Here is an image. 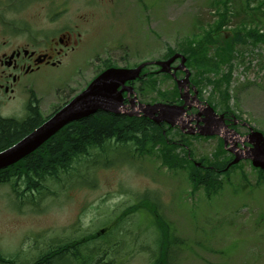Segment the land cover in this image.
Instances as JSON below:
<instances>
[{"label": "rangeland", "instance_id": "obj_1", "mask_svg": "<svg viewBox=\"0 0 264 264\" xmlns=\"http://www.w3.org/2000/svg\"><path fill=\"white\" fill-rule=\"evenodd\" d=\"M259 3L232 0L230 19L220 35H230L241 21L257 24L264 31V4L258 6ZM89 17L91 35L100 40L98 64H82V72L65 81L57 73L45 77L41 85L63 87H42L45 113L84 88L106 60L126 67L167 59L169 48L177 52L193 33L202 35L208 29L217 18V7L216 0H109L95 7ZM228 69L224 64L222 70ZM191 73L192 77L198 75L194 68ZM198 76L195 81L201 84L204 101L236 115L242 121L240 131L247 130L243 122H248L264 132V42L239 46L234 53L230 109L221 101L216 85L202 84ZM215 76L210 74L211 78ZM173 87L170 78L159 74L156 90L147 87L140 98L153 102L158 91L169 95ZM11 116L21 118L23 112L17 109ZM174 135L172 131L170 136ZM188 141L196 161L212 157L219 143L217 139ZM105 149L107 152L102 154L100 148L93 150V154L99 152L97 164L83 158L69 174L62 175L61 184L50 180L45 188L30 192L23 200L15 198L10 185L0 186L1 256L13 264H29L50 243L95 231L107 232L119 225L118 238L110 234L115 243L113 251L109 248L117 264H153L154 251L161 244L159 235L149 233L148 226L153 222L150 209L126 211L146 195L158 203L171 222L167 241L172 239L173 243L167 247L171 245L168 257L173 264H264V182L256 184L258 173L247 161L231 170L219 194L208 198L203 188L191 192L189 167L171 171L160 158L137 154L132 143L112 141ZM177 152L184 155L181 149ZM242 173H246L252 186L246 184ZM127 244L131 245L130 253ZM74 261L55 258L52 264L78 263Z\"/></svg>", "mask_w": 264, "mask_h": 264}, {"label": "trees", "instance_id": "obj_2", "mask_svg": "<svg viewBox=\"0 0 264 264\" xmlns=\"http://www.w3.org/2000/svg\"><path fill=\"white\" fill-rule=\"evenodd\" d=\"M231 1L216 0V20L203 31L202 35L193 33L192 38L187 39L182 48L177 51L187 56V65L196 69L200 83L216 85L224 99L222 102L227 107H229L231 97L229 83L232 77L234 53L239 46L264 42V31L260 30V26L251 25L246 21L237 24L230 35L226 37L220 35L230 19L229 4ZM258 1L260 2L259 6L264 4V0ZM220 4H222V8L219 7ZM175 52L174 49L169 48L166 56L169 57ZM224 64L229 66L226 72L222 70ZM111 65L112 63H107L106 67ZM136 65L138 63L132 66ZM210 74H215L216 78H211ZM144 77L147 78L144 79ZM156 78L151 73L143 75L139 86L141 95H144L147 87L152 91L156 90ZM223 84L225 86L221 89ZM146 85L147 87H145ZM157 97L159 99L154 101L161 98L163 101H173L171 96L161 94L160 91H158ZM35 124V121L22 123L17 119H0V151L10 147L34 130L37 127ZM171 130L172 127L167 126L166 123L158 124L144 116H128L123 113L99 110L85 118L69 123L34 152L16 164L1 169L0 186L10 185L15 198L23 200L30 192L45 188L50 180L61 184L62 175L69 174L74 165L83 158L97 164L99 152L93 154V150L100 148V153H105L107 152L106 144L114 141L132 143L137 154L140 156L154 155V157L160 158L162 164L171 171L178 172L189 167L187 179L191 185L192 193L203 188L208 198H211L213 194H219L224 189L225 183L229 181L231 170L236 169L238 165L226 169L231 158L226 156L227 150L223 146V141L218 143L215 151L211 154L212 157L199 160L202 165H206L208 159L211 160L210 168H202L190 161V158L193 157V153L189 149L190 142L181 145L175 143L173 139H166L171 135ZM179 148L184 151L183 156L177 152ZM257 171L256 184L259 185L264 182V170L257 169ZM242 175L246 184L252 186L246 174L242 173ZM50 193L53 194V192ZM142 208L150 209L153 222L148 226L151 229L149 233H153L154 237L159 235L158 241L161 244L158 251H154L153 264H168L166 258L169 256L171 245L168 247L167 245L173 243L172 239L167 241L169 238L168 226L171 225V222L162 214L158 203L152 202L146 195L141 197L137 204L128 207L126 211L139 213ZM116 228L120 229V226L118 225L107 232L95 231L80 238L50 243L48 251L42 252L33 264H52L55 258H69L79 264H117L118 259L115 255L111 257L109 250L111 248L113 251L112 244H115L112 243L113 235L118 238L119 230ZM144 237L146 238V234ZM130 247L131 245L127 244V248L130 249L129 253L131 252ZM113 248L116 252L117 249L114 246ZM0 258L4 263H11L1 256Z\"/></svg>", "mask_w": 264, "mask_h": 264}, {"label": "flooded vegetation", "instance_id": "obj_3", "mask_svg": "<svg viewBox=\"0 0 264 264\" xmlns=\"http://www.w3.org/2000/svg\"><path fill=\"white\" fill-rule=\"evenodd\" d=\"M106 1L109 0H0V119L16 118L11 114L18 109L23 112V116L18 118L20 122L35 121L38 126L83 89L60 105H54L49 113L43 110L42 87L53 86L51 83L41 85L45 77L57 73L65 81L75 73H81L82 64L92 67L94 61L98 64L100 40L91 35L93 30L89 15ZM179 65L180 61L177 60L167 66L170 71L166 76L174 82L173 89L169 91L173 104L186 103L188 107L183 115L187 127L184 130L181 127L173 128L175 135L166 139H175L179 144H185L188 139H217L224 142L219 135L200 132L215 129L209 122L211 113L209 107L204 105L200 84H197L195 77L190 78V83L185 82V72L178 69ZM152 66L155 68L145 71V74H165L160 71L161 66ZM99 73L100 69L84 85ZM195 85H198V93ZM53 87L63 88L57 85ZM216 112L219 115L216 119H223L229 128L242 135L250 132L247 126L246 131L239 130L242 121L230 111L216 109ZM227 139L240 138L229 136ZM228 154L233 155L231 152ZM166 260L168 264H173L169 257Z\"/></svg>", "mask_w": 264, "mask_h": 264}, {"label": "water", "instance_id": "obj_4", "mask_svg": "<svg viewBox=\"0 0 264 264\" xmlns=\"http://www.w3.org/2000/svg\"><path fill=\"white\" fill-rule=\"evenodd\" d=\"M181 58V65L178 69L186 72V81H189L190 71L185 63L187 58L177 53L169 60L157 62L162 66V71H170L166 67L170 66L176 59ZM148 63H143L136 68H109L96 77L83 91L77 94L72 100L67 102L55 114L36 127L22 139L10 147L0 151V170L13 165L34 152L43 143L60 131L63 127L73 121L85 118L99 110L111 113H124L128 116H145L156 123L167 122L171 126L187 127L183 115L186 113V104L175 105L170 103L145 104L138 100L133 86L126 83L134 81L140 76L142 69ZM127 92L129 103H125L124 93ZM133 95V97H132ZM209 122L215 129L200 132L205 135H219L225 140V147L230 145V151L235 154V159L231 162L235 164L242 159H250L253 166L264 169V134L252 129L251 133L241 139H227L233 132L226 125L224 120H217L219 117L210 106ZM223 117V116H222ZM217 120V121H216ZM215 122V123H214ZM251 146L239 148L238 144Z\"/></svg>", "mask_w": 264, "mask_h": 264}]
</instances>
